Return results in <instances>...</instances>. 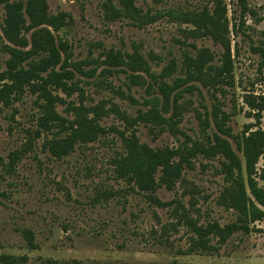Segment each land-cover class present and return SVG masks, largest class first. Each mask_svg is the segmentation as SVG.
Here are the masks:
<instances>
[{
    "label": "rangeland",
    "instance_id": "1",
    "mask_svg": "<svg viewBox=\"0 0 264 264\" xmlns=\"http://www.w3.org/2000/svg\"><path fill=\"white\" fill-rule=\"evenodd\" d=\"M248 1L255 12L234 31L239 9L225 0L228 19L223 29H212L216 35L175 16L211 13L212 0H132L126 7L118 0H46L48 15L63 12L65 23L32 25L24 6L16 31L8 28L9 5H0V90L11 82L1 77L15 57L10 48L26 55L27 68L49 54L52 42L66 48L61 58L69 55L67 68L77 84L71 95L49 87L64 99L55 105L63 119L43 106L47 100L30 83L8 93V103L0 94V264H264V218L250 223L232 199L237 179L249 193L236 139L252 124L264 128V109L257 121L245 102L251 98L264 108V0ZM112 7L121 14L113 17ZM201 48L213 52L214 66L231 60L233 82L214 71L191 81L195 87L176 111V134L135 122L150 77L127 64L110 67L107 52L120 51L134 62L137 51L159 72L169 59L182 64L185 52L195 55ZM97 105L107 111L98 120L105 132L63 153L76 120L93 116ZM215 113L231 135L218 130ZM121 132L152 147L184 151L190 161L173 187L159 182L160 171L150 191L115 176L112 159L126 152ZM217 132L230 142L243 171H229L225 156L203 151ZM256 172L264 186V154ZM194 224L205 233L198 234Z\"/></svg>",
    "mask_w": 264,
    "mask_h": 264
},
{
    "label": "trees",
    "instance_id": "2",
    "mask_svg": "<svg viewBox=\"0 0 264 264\" xmlns=\"http://www.w3.org/2000/svg\"><path fill=\"white\" fill-rule=\"evenodd\" d=\"M118 1L124 7L132 4V0ZM233 1L239 9L234 22V31H238V29L242 30V27L247 23L248 15L254 14L255 10L250 6L248 0ZM212 2L214 9L211 13L207 10H187L179 11L175 16L177 19L193 23L207 33L214 35L215 33L212 29H223L226 26L228 15L225 0H212ZM2 3L8 6L9 0H0V5ZM24 6L32 25L48 23L58 28L65 23L64 18L66 15L63 12L57 15H48L46 0H28L26 4L18 2L16 5L10 4L8 6V28L16 31L17 21L25 18ZM112 10L114 13L113 17L121 14L114 7H112ZM65 49L61 43L55 44L52 42L49 45V54L42 56L39 61L32 62L29 67L25 68L22 62L26 60V55H23L15 48H10L15 57L9 60L8 70L1 76L2 80L11 79V82L4 83L0 90L1 97L5 103H8V93L13 90L18 91L23 83H30L33 91H39L41 96L47 100L43 106L49 112L55 113L56 119H63L55 110V105L58 102H64V99L58 94H54L49 87H52L53 90L61 89L67 92L68 95H71L77 89V84L74 81V72L72 69L67 68L70 63L69 55L63 60L61 58L60 50L65 52ZM156 57L161 59V56ZM134 58V62H127L124 58H121L120 51L114 52L110 50L107 52V57L104 61L110 67H120L127 64L134 69H142L149 75L150 80L147 82L146 87L147 96L141 102L144 107L138 108L134 121L158 126L175 134L180 130L177 126L176 114L181 112L185 93L191 92L193 87H195L190 84L191 81H202L203 74L214 71L215 73H225V78L229 79V83L233 82L228 76L232 68L231 60L225 58L222 66H214L212 63L214 54L208 48L199 49L195 55L185 52L182 64H179L176 58H171L159 72H153L149 62L139 52H135ZM81 68V66H77V69ZM105 71H108V73L113 72L112 68H105ZM179 71L181 75H176ZM94 72L95 68H92V73L94 74ZM44 73L45 76L43 75ZM132 77L136 76L133 75ZM245 102L255 111L253 116L257 121H260L262 118L261 113L264 109L263 105L251 98H247ZM100 109L102 110L100 111ZM103 112L107 111L97 105L90 112L93 116L89 117L86 115L76 120L71 134L64 138L63 153H67L77 142L95 141L101 132H105V128L98 122ZM120 117L126 121L130 118L122 113ZM213 121L221 133L231 135L229 129L224 125L222 116L215 113ZM202 122L208 123L207 118L203 119ZM254 125L257 124H252L245 130L240 139H236L244 156L245 175L249 193L246 191L244 182L237 179L235 181L239 185V191L232 196L236 208L250 223H255L257 220L264 218V186L260 185L255 177L257 163L264 154V128L257 126L254 129ZM121 133L126 152L118 154L112 159L115 176L126 179L130 183L133 182L142 191H150L153 189L154 175L157 171H160L159 182L169 188L173 187L175 182L181 177L184 163H189L190 161L188 157H185L184 151L181 148L152 147L140 142L136 136L125 137L123 132ZM213 141V143L204 146L202 148L203 151L225 156L228 159L226 167L229 171L234 169L243 171L241 159L231 147L230 142L218 132L214 133ZM193 146H191L192 154L197 151V148ZM193 227L200 235L206 231L203 226L197 224H194ZM242 227L249 230V225L247 224H243ZM26 234L29 242L33 244L31 232H26Z\"/></svg>",
    "mask_w": 264,
    "mask_h": 264
}]
</instances>
